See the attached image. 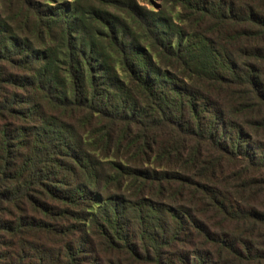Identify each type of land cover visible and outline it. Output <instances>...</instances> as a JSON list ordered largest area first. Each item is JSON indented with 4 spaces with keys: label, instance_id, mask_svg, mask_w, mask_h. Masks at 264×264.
<instances>
[{
    "label": "trees",
    "instance_id": "16d2710c",
    "mask_svg": "<svg viewBox=\"0 0 264 264\" xmlns=\"http://www.w3.org/2000/svg\"><path fill=\"white\" fill-rule=\"evenodd\" d=\"M0 264H264V0H0Z\"/></svg>",
    "mask_w": 264,
    "mask_h": 264
},
{
    "label": "rangeland",
    "instance_id": "374dc122",
    "mask_svg": "<svg viewBox=\"0 0 264 264\" xmlns=\"http://www.w3.org/2000/svg\"><path fill=\"white\" fill-rule=\"evenodd\" d=\"M141 1V0H140Z\"/></svg>",
    "mask_w": 264,
    "mask_h": 264
}]
</instances>
